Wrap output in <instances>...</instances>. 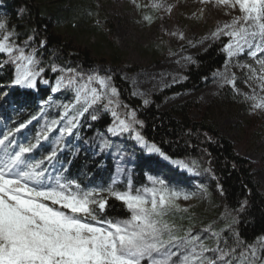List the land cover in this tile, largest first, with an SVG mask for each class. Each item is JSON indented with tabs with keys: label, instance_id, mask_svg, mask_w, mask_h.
Instances as JSON below:
<instances>
[{
	"label": "rangeland",
	"instance_id": "374dc122",
	"mask_svg": "<svg viewBox=\"0 0 264 264\" xmlns=\"http://www.w3.org/2000/svg\"><path fill=\"white\" fill-rule=\"evenodd\" d=\"M2 1L0 0V6ZM72 1L36 0L39 5L44 3L54 11L62 5L65 16L62 19L48 18L45 30L37 25L36 28L42 36L49 33L63 39L71 50L70 54L88 52L93 57L92 66L76 73L68 89H74L77 79H80L78 77L83 75L85 78H82L87 83L88 77L95 75L108 82L105 99L99 101L95 109L96 112L100 111L99 114H110L112 117L110 127L99 139L103 146L115 141L114 156L118 165L125 169L127 165L134 164L132 155L145 152L148 156L158 157L161 171H170L165 186L181 193V198L175 202L179 206L177 209L189 213L184 220L182 232L175 233L178 237L187 238L189 242L172 251L177 252L182 261L185 255L192 254L193 247L196 248V254H200V244H203L207 249L201 256L203 264H264V237L249 244L238 239L235 225L237 219L224 205L222 188L212 170L213 152L204 147L201 149V157H171L143 136L140 128L144 123L139 119L142 107L155 105L162 112H168L176 105L195 101L197 106L193 110V116L198 118L208 111L209 122L218 126L220 132L234 143L238 153L252 161L254 176L264 193V108L253 110L255 103H264V90H261V82L257 79L264 75L261 65L257 63V60H264V52L252 57L249 55L250 50L245 48L243 53L229 58L225 45L230 38L224 32L213 35L218 28L232 22L233 19L225 17L226 14L232 13L239 17V7L233 9L217 4L216 0H211L209 4L194 3L191 0H75L82 5L70 12L67 8ZM88 2H91L96 11L91 17L87 16L85 8ZM1 10L0 22L6 27L0 30V38L11 33L9 43L17 51L12 55L0 53V58L3 55L13 57L17 69L33 50L34 46L30 44L34 43L33 36L23 38L22 42L18 40L23 35H18L15 31L16 24H12L13 12L5 7ZM15 11L18 16L23 13L19 6ZM92 18L97 19L98 27H88ZM108 38L115 46L109 44ZM184 38L188 39L187 44H184ZM215 45L221 46L226 57L224 64L207 76L200 86L174 90L187 81L188 72L197 64L198 55ZM116 48L121 58L114 61L112 55ZM18 49L24 50V58L19 57ZM47 68L45 65H37L33 72V87L16 85L13 81L0 83V137L12 141L19 139L20 147H36L46 131L54 130L60 125L59 138L63 139L73 129L64 101L58 104L60 110L57 115L46 117L36 127V134L30 133L27 137L23 134L25 125L18 124L14 115L8 120L3 114L12 107V92L35 91L37 86H50L46 77ZM56 68L62 67L57 64ZM66 71L71 69L67 67ZM2 76L4 70L0 69V77ZM226 79L234 80L235 86L227 83ZM111 88L117 90L114 97L111 96ZM98 91L105 90L99 85ZM228 91H232L236 97H232ZM254 95L255 100L247 99ZM109 98L115 103L109 105ZM50 100V97L45 102L38 100V105L47 106ZM113 110L116 117L112 115ZM132 113H135L134 119L140 122L133 125L134 131L112 130L116 129L117 118L127 121ZM136 132H139L145 143L137 141ZM116 135L117 138L113 139ZM152 145L159 152L148 151V147ZM7 159L0 155V165ZM50 177L48 176V181L42 180L45 187H56L57 181L69 183L58 175ZM72 190L83 191L73 187ZM184 194H190L191 198L183 199ZM47 203L50 204V201ZM192 237L199 239L193 240Z\"/></svg>",
	"mask_w": 264,
	"mask_h": 264
},
{
	"label": "trees",
	"instance_id": "16d2710c",
	"mask_svg": "<svg viewBox=\"0 0 264 264\" xmlns=\"http://www.w3.org/2000/svg\"><path fill=\"white\" fill-rule=\"evenodd\" d=\"M81 2L73 0L68 11L74 12ZM22 7L23 13L18 16L15 9ZM13 12L12 24L22 42L23 38L33 36L30 44L33 47L29 58L24 60L20 68L15 69L13 57L1 56L0 69L4 70V76L0 77V83L15 82L18 74L33 73L38 66H47L46 77L50 86L43 88L37 86L35 91L20 90L11 94V109L4 112L8 120L14 117L18 124L25 125L26 137L36 134L37 128L46 117L58 114L59 103H66V113L70 118L73 129L66 138H59L58 128L46 131L44 138L31 152L25 154L26 164H39L46 178L48 173L60 174L65 180L74 181L80 185L83 191L97 192L104 195L107 206L102 214L108 219H123L128 216V211L121 202L111 197L109 190L132 191L153 188L154 181L162 180L166 185L169 170L159 169L158 157L148 156L145 152H137L132 155L134 164H129L122 169L114 156L116 151L115 141H110L105 146L100 143V137L107 132L112 123L109 114L96 112V105L91 104L90 91L87 93L89 102L85 100L84 89H99L98 83L86 82L85 75L76 81L74 89H68L69 80L76 77V73L83 68L92 66L93 57L90 53H72L66 42L51 34L42 36L36 25L41 29L47 24V19L65 17L62 5L57 11L52 10L46 4L39 5L36 0H3L0 12L3 8ZM87 16L95 14V8L88 2L86 4ZM89 28L98 27L97 19L92 18ZM36 29V30H35ZM46 28H44L45 30ZM25 34V35H24ZM111 46H115L109 38ZM112 59L121 58L119 51H113ZM226 60L221 46H213L200 53L197 64L188 72L187 81L176 86L174 90H187L200 86L204 79L214 70L220 68ZM57 64L62 68H56ZM69 67L71 71L67 72ZM84 77V78H82ZM232 97H236L232 91H228ZM51 100L47 106L38 105V100ZM240 98V97H239ZM195 101L176 105L168 112H162L155 105L142 107L139 110V119L143 121L141 126L143 136L157 144L160 149L171 157H201V149L206 147L213 152L212 168L218 184L222 188L223 203L227 210L232 212L237 219L236 229L240 242L253 243L264 237V193L260 182L253 173V163L250 159L238 153L234 143L224 136L218 126L209 122L208 111L201 117H194ZM97 108V107H96ZM86 109V110H85ZM96 112V115H95ZM96 116L95 119L93 117ZM117 135L113 137L116 139ZM1 151H19V141L3 139ZM57 149V151H55ZM55 153V155H53ZM123 171V172H122ZM99 198V197H98ZM189 213L169 208L165 219L176 226L175 233L182 232L184 220ZM186 254V253H185ZM180 256L173 255L169 264H180ZM148 264V261L142 262Z\"/></svg>",
	"mask_w": 264,
	"mask_h": 264
},
{
	"label": "snow or ice",
	"instance_id": "6c2138e0",
	"mask_svg": "<svg viewBox=\"0 0 264 264\" xmlns=\"http://www.w3.org/2000/svg\"><path fill=\"white\" fill-rule=\"evenodd\" d=\"M216 3L233 9L238 6L242 13L213 33L224 32L230 38L225 45L228 57L243 53L245 48L250 50L252 57L264 52V0H216ZM5 27L0 22V30ZM10 36L8 33L0 38V53L12 55L17 51L9 43ZM18 51L19 57L24 58V50ZM27 59L29 64L33 63L32 58ZM257 63L264 73V60H257ZM257 79L264 90V75ZM34 80L33 73L18 74L15 84L33 87ZM93 81L105 91L85 87V100L89 102L87 93L90 91L91 104L103 101L109 88L103 77L89 76L88 83ZM226 82L235 86L234 80L226 79ZM110 92L112 97L117 95L115 88ZM247 99L255 100L256 97ZM114 103L113 99H108L109 105ZM259 108H264V103L253 105V110ZM112 115L116 117L114 110ZM134 117L135 113L127 121L117 118L116 129L112 130L134 131L133 125L140 123ZM135 137L138 142L145 143L139 132ZM3 143L0 140V144ZM34 147H20L0 165V264H142L144 261L169 264L171 256L178 254L172 249H179L189 242L187 238L178 237L176 226L164 218L169 208L179 207L175 202L181 198V193L169 190L164 181H154L155 186L151 189L109 190L108 194L127 209L128 216L108 219L102 215L108 203L104 195L73 191V182L57 181L56 187H45L42 183L45 173L37 170L40 165L26 164L24 159ZM148 151L159 152V149L152 145ZM76 188L79 189V185ZM182 198L191 197L184 194ZM200 250V254H196L193 247L192 254L185 255L181 264H203L201 256L207 249L200 244Z\"/></svg>",
	"mask_w": 264,
	"mask_h": 264
},
{
	"label": "bare ground",
	"instance_id": "6f19581e",
	"mask_svg": "<svg viewBox=\"0 0 264 264\" xmlns=\"http://www.w3.org/2000/svg\"><path fill=\"white\" fill-rule=\"evenodd\" d=\"M171 1V0H170ZM192 2H194V3H200V4H205V3H207V4H209V2L211 1V0H208V2H201V0H191ZM221 5V4H220ZM242 15V13L240 12V14H239V16H241ZM225 17H231L232 19H234L235 17H238L237 15H232V13H230V14H226L225 15ZM188 43V39L187 38H184V44H187ZM152 86V85H151Z\"/></svg>",
	"mask_w": 264,
	"mask_h": 264
}]
</instances>
